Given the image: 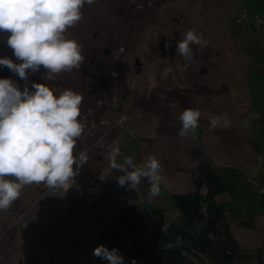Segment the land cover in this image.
I'll return each instance as SVG.
<instances>
[{"label": "rangeland", "instance_id": "rangeland-1", "mask_svg": "<svg viewBox=\"0 0 264 264\" xmlns=\"http://www.w3.org/2000/svg\"><path fill=\"white\" fill-rule=\"evenodd\" d=\"M82 14L66 31L82 46L85 60L79 68L52 81H45L44 68L29 71L27 80L10 72L21 90L47 83L57 95L71 89L82 94L83 104L96 107L84 113L85 131L74 152H85L88 163L67 191L28 185L0 211V264H100L93 252L101 229L130 204L141 207L149 227L140 246L154 251L189 246L205 223L186 220L172 195L194 189L187 169L203 160L229 185L218 199L241 245L256 254L250 264H264V0H94ZM188 30L207 41L192 45L191 60L177 52ZM8 35L0 32V58L20 63L7 45ZM208 84L217 90L210 96L223 112L206 113L199 130L181 137L180 114L210 102L196 92H207ZM168 91L178 96V104L162 102L161 93ZM148 93L156 96L147 98ZM187 95L193 96L191 107ZM157 101L156 111L143 107ZM105 105L109 111L99 119ZM212 117L220 120L214 129ZM117 144L118 162L131 156L139 166L151 156L159 159L158 196L150 198L147 178L136 188L118 184L123 173L109 166ZM252 221L250 229L241 224Z\"/></svg>", "mask_w": 264, "mask_h": 264}, {"label": "clouds", "instance_id": "clouds-1", "mask_svg": "<svg viewBox=\"0 0 264 264\" xmlns=\"http://www.w3.org/2000/svg\"><path fill=\"white\" fill-rule=\"evenodd\" d=\"M94 0H0V32L9 33L7 45L20 63L9 57L0 65L27 80L29 71L46 70L45 81H52L64 71L77 69L84 62L81 44L66 36V31L82 19L85 4ZM207 41L188 30L177 45L186 60L193 59L192 45ZM170 45L166 42L165 47ZM82 94L66 89L58 95L47 83L26 84L23 90L11 78H0V211H7L25 186L44 184L67 191L79 169L88 163V155L74 154L78 139L85 131L81 115ZM201 112L185 109L179 116L181 137L195 133ZM219 117L210 118L216 128ZM120 146L109 153L111 169L123 173L118 184L136 188L142 179L150 182V198L160 194L162 166L155 156L137 165L131 156L118 162ZM131 169V170H129ZM95 257L109 264H124L116 248L101 244ZM132 264H136L135 259Z\"/></svg>", "mask_w": 264, "mask_h": 264}, {"label": "trees", "instance_id": "trees-1", "mask_svg": "<svg viewBox=\"0 0 264 264\" xmlns=\"http://www.w3.org/2000/svg\"><path fill=\"white\" fill-rule=\"evenodd\" d=\"M192 175L194 189L172 195L186 220L205 223L202 232L189 246H163L156 251L140 246V238L148 233L149 227L141 207L130 204L118 210L101 229L94 247L103 244L109 249L116 248L124 257V264H132L134 259L136 264H199L205 259L212 264H250L256 254L241 245L227 210L217 199L229 190L226 180L206 160L192 169ZM262 255L264 258V253ZM99 261L109 264L105 259Z\"/></svg>", "mask_w": 264, "mask_h": 264}, {"label": "flooded vegetation", "instance_id": "flooded-vegetation-1", "mask_svg": "<svg viewBox=\"0 0 264 264\" xmlns=\"http://www.w3.org/2000/svg\"><path fill=\"white\" fill-rule=\"evenodd\" d=\"M108 83H109V84H108ZM108 83H107V85L110 87V86H111V83H112V80L109 79V80H108ZM97 84H98V83H97ZM207 87H208V88H207V92H208V93H207L206 91H204V92L196 91L197 94H201V95L207 97L208 100H210V102H206V105H205L204 107H202V108H198V110L201 112V116H200L201 123H199V126H198V128H197L198 130H199V128H201V127H200V124H202L204 120L207 122V116L204 117V115H205L206 113L217 114V110L219 111V113L223 112L222 110H224V109L222 108V106L219 107V109H218V105H219V104L217 103V100L213 99V97L210 96V94H214V93H215L213 90H216V89H213V87H211L209 84H208ZM197 88H198V87H196V89H197ZM201 89H203V88H201ZM187 90H191L192 94H194L192 90H195V88H191V87H190V88H188ZM216 91H217V90H216ZM152 96H156V93H153V95H151V94L149 95V93L146 94V97H147V98L152 97ZM161 96H162V97H161ZM187 96L189 97L188 100H187V103H190L189 106L191 107V102H192L193 96H192V95H187ZM160 97L162 98V102H165L166 100H168L167 102H169V103H171V104H172V103L178 104L179 101H180V99L178 100V96H177V98H176V96L173 95V94H172L171 92H169V91H168L167 93H161ZM213 100L216 101L215 108H214V106L212 105V103H214ZM211 102H212V103H211ZM211 105H212V106H211ZM143 107H144L146 110L153 109V110H155V111H156V109L158 110V109L160 108L158 101L155 102V103L153 104V106H150V105H143ZM88 109H92V110L96 111V107L93 106L92 103H91L90 105L87 104V103H85V104L82 103V105H81V115H80V117H79L80 120H82V121L85 120V118H84V113H85L86 110H88ZM108 111H109V107L105 105L104 113L101 115V118L99 117V119H103ZM167 116H168V115H167ZM99 124H102V121H101V123H99Z\"/></svg>", "mask_w": 264, "mask_h": 264}, {"label": "crops", "instance_id": "crops-1", "mask_svg": "<svg viewBox=\"0 0 264 264\" xmlns=\"http://www.w3.org/2000/svg\"><path fill=\"white\" fill-rule=\"evenodd\" d=\"M260 151H262L261 149H259ZM263 152V151H262ZM196 165H198V163L196 164ZM197 167V166H196ZM216 167V166H215ZM195 167H193L192 169H194ZM192 169H187V170H189L190 171V173L192 174ZM217 170L219 171V169L217 168ZM220 172V171H219ZM192 177H193V175H192ZM227 192V191H226ZM224 194V193H223ZM223 194H220V195H218L217 196V199L221 196V195H223ZM218 201H219V199H218ZM220 202V201H219ZM236 202V200H235V198H234V196H232V200H230L229 201V203L231 204H234ZM221 203V202H220ZM231 210V209H230ZM232 212H233V210H232ZM251 217V216H250ZM241 224L244 226V227H246V228H248V229H250V228H253L254 226H255V224L256 223H254L253 221L251 222V223H248V222H241ZM250 227V228H249Z\"/></svg>", "mask_w": 264, "mask_h": 264}, {"label": "water", "instance_id": "water-1", "mask_svg": "<svg viewBox=\"0 0 264 264\" xmlns=\"http://www.w3.org/2000/svg\"><path fill=\"white\" fill-rule=\"evenodd\" d=\"M0 78H11L13 80V75L7 67L0 65Z\"/></svg>", "mask_w": 264, "mask_h": 264}, {"label": "bare ground", "instance_id": "bare-ground-1", "mask_svg": "<svg viewBox=\"0 0 264 264\" xmlns=\"http://www.w3.org/2000/svg\"><path fill=\"white\" fill-rule=\"evenodd\" d=\"M151 7V6H150ZM100 106V105H99Z\"/></svg>", "mask_w": 264, "mask_h": 264}]
</instances>
